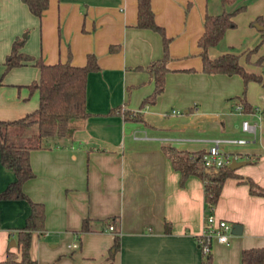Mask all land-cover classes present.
Returning a JSON list of instances; mask_svg holds the SVG:
<instances>
[{
    "label": "crops",
    "instance_id": "0c3cea01",
    "mask_svg": "<svg viewBox=\"0 0 264 264\" xmlns=\"http://www.w3.org/2000/svg\"><path fill=\"white\" fill-rule=\"evenodd\" d=\"M184 1L150 0L156 23L173 37L170 69L155 102L139 110L153 81L135 67L162 56V41L158 32L134 25L136 0H49L40 16L22 0H0V120L21 117L39 103L38 90L29 88L39 69L31 63L8 70L4 65L13 40L25 31L32 29L21 48L27 54L47 63L70 60L83 65L86 54L93 52L99 65L87 76L89 114L75 121L71 139H51L44 148L30 151L34 176L22 189L44 204V228L32 233L29 250L39 264H202L198 239L204 228L203 182L191 175L180 185L162 144L196 151L205 150L215 138L244 139L218 146L250 160L235 173L264 186V117L257 120L252 112H238V99L233 98L243 96L254 109L264 110V86L250 80L242 92L238 74L201 70L196 41L203 15L220 11L221 4L195 0V19L188 11L182 22ZM256 16L264 19V0L234 14L235 25L208 48V55L216 57L249 37L242 51L250 59L259 47L260 30L251 24ZM112 44L117 47L109 50ZM262 46L257 51L261 54L249 60L253 66L240 61L246 70L261 73ZM260 57L262 64L256 63ZM124 109L139 110L144 122L124 119ZM243 120L256 122L255 132L244 130ZM12 179L14 172L0 162V191ZM29 212L26 199H0V260L7 251L20 257L16 244L9 242ZM213 213L239 224L241 231L231 233L225 244L211 239V264H240L243 248L264 246V196L250 193L240 178L224 180ZM107 217L119 234L111 257L114 232L101 223ZM84 218L97 229L80 232Z\"/></svg>",
    "mask_w": 264,
    "mask_h": 264
},
{
    "label": "trees",
    "instance_id": "16d2710c",
    "mask_svg": "<svg viewBox=\"0 0 264 264\" xmlns=\"http://www.w3.org/2000/svg\"><path fill=\"white\" fill-rule=\"evenodd\" d=\"M29 10L40 16L48 7L49 0H22ZM222 9L218 12H205L203 15V29L196 43L201 58V70L205 73L238 74L241 76L244 86L248 81L254 80L264 86V68L261 73L246 70L240 63L239 54L234 51H226L216 57L208 55V48L215 46L223 39L227 28L235 25L233 16L245 8L247 0H218ZM258 23L263 26L260 30L261 41H264V19L256 16L251 24ZM136 27L149 28L158 32L162 41V56L151 60L145 66H137L148 73L153 81L152 91L140 102L139 110L147 104H153L158 94L164 89L165 74L170 69L167 66L169 60L168 46L170 37L166 35L164 28L156 23L150 0H136ZM28 32L16 37L11 45L10 52L5 59V70L14 66L31 63L39 69L37 80L29 84L30 90L39 92L38 106L23 116L15 119L0 120V162L3 166L14 172V179L0 191V199H26L30 206V212L22 227L17 229L15 244L20 253L16 257L13 251H7L0 264H39L30 256V244L33 232H39L44 228L45 210L44 204L32 200L22 189L23 183L34 176L30 165V151L44 148L48 140H70L75 129V121L85 118L89 113L85 107L86 81L88 73L99 69L96 55L93 52L86 54L83 65L73 64L70 60L45 62L40 56L34 57L21 50ZM117 46L109 45V50ZM260 57L256 62L262 64ZM188 70H191L188 69ZM244 92V91H243ZM242 105L243 112H255L243 96H235ZM124 109V119L144 122L140 111ZM161 149L168 158L172 168L179 173V184L183 185L186 179L193 175L203 182V198L205 211H210L219 196L221 186L228 177L240 178V181L248 185L250 193L264 196V186L257 184L250 177L242 178L229 166L220 167L216 171L207 170L203 165L202 154L204 150L179 149L171 144H162ZM112 218L107 217L101 221L103 227L111 224ZM165 230L170 225L166 221ZM91 227L88 219L81 222L79 231L96 230ZM119 245L118 231L114 232L113 242L108 249V257H111ZM202 264H211V255L203 257ZM240 264H264V246L246 247L241 250Z\"/></svg>",
    "mask_w": 264,
    "mask_h": 264
},
{
    "label": "built area",
    "instance_id": "2783aa9c",
    "mask_svg": "<svg viewBox=\"0 0 264 264\" xmlns=\"http://www.w3.org/2000/svg\"><path fill=\"white\" fill-rule=\"evenodd\" d=\"M235 109L238 112H242V105L237 103ZM174 112V110H172ZM256 115L257 120H261L264 117V110L256 109L255 112H252ZM241 126L244 130L255 132L256 122L249 123L247 120H243ZM244 139H228V138H215L212 139V143L203 151L202 161L203 165L207 170L216 171L220 167L229 166L233 160H240L239 155L235 153H228L221 151L218 144L220 142H243ZM106 229L115 232L116 228L111 223L106 226ZM231 235V224L226 220L217 218L213 213V208L204 214V228L203 233L198 239V245L202 256L205 257L210 253V241L215 239L220 243H228L229 237ZM76 242L72 243V246H76Z\"/></svg>",
    "mask_w": 264,
    "mask_h": 264
},
{
    "label": "rangeland",
    "instance_id": "374dc122",
    "mask_svg": "<svg viewBox=\"0 0 264 264\" xmlns=\"http://www.w3.org/2000/svg\"><path fill=\"white\" fill-rule=\"evenodd\" d=\"M255 1L256 0H247V4L248 5H251V4H254L255 3ZM246 4V5H247ZM202 6H203V2H202ZM195 8H196V2H195V0H185L184 1V4H183V6H181V19H182V22H183V20H185L186 19V17L188 16V14H189V12L191 11V14H190V16L193 18V20L195 19L194 17V11H195ZM190 9V10H189ZM220 9H222V6L220 7ZM189 11V12H188ZM200 23H201V18H200ZM31 31H32V29H29L28 30V33H29V36H30V33H31ZM166 31V30H165ZM256 33L258 34V41H257V44L255 45V43H256V41H255V43H253L255 46H259L258 48H257V50L256 51H254V50H252V52H250V59H247L246 57V54H243V51H242V49H243V47L242 46H244L245 44H246V42H247V40H249V37H246V39L244 40V41H242V43H240L239 45H236V46H233V47H231L230 48V50L229 51H234V52H236V53H238L239 54V60H240V58H241V62L244 64V66L245 65H250V66H253L254 64L252 63V62H250L249 60H253V59H256L257 57H258V54H261L260 52H258L257 53V51L259 50V48H260V46L262 45V44H264V41L263 42H261V41H259V40H261L260 38H261V36H260V31H256ZM43 37L44 36H42V32H41V34H40V39L41 40H43ZM172 39H173V37H172ZM172 39H171V41H172ZM197 44V43H196ZM260 44V45H259ZM263 51H264V46H262V48H261ZM242 53V54H241ZM257 63V62H256ZM243 66V67H244ZM246 67V66H245ZM261 67H262V69L264 68V64H262L261 65ZM243 91H245L246 92V85L244 86V83H243ZM242 91V92H243Z\"/></svg>",
    "mask_w": 264,
    "mask_h": 264
},
{
    "label": "water",
    "instance_id": "95a60500",
    "mask_svg": "<svg viewBox=\"0 0 264 264\" xmlns=\"http://www.w3.org/2000/svg\"><path fill=\"white\" fill-rule=\"evenodd\" d=\"M254 25L259 30L263 29V26L258 24V23H255ZM248 162H250V160H248V159L233 160L229 164V168L234 170V169H236V168L240 167L241 165H244ZM240 231H241V226L239 224H232L231 225V233L232 234H239ZM9 245H11V246L15 245V240L11 239L9 242Z\"/></svg>",
    "mask_w": 264,
    "mask_h": 264
}]
</instances>
